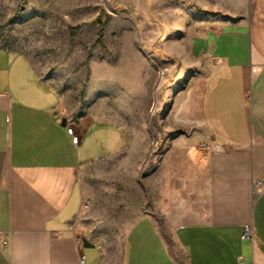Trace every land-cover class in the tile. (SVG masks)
I'll use <instances>...</instances> for the list:
<instances>
[{"label":"crops","instance_id":"0c3cea01","mask_svg":"<svg viewBox=\"0 0 264 264\" xmlns=\"http://www.w3.org/2000/svg\"><path fill=\"white\" fill-rule=\"evenodd\" d=\"M196 1L205 11L186 23L169 0H140L156 26L142 64L130 54L137 81L110 59L78 69L82 112L59 69L0 46V264H264V0ZM156 69L173 73L157 96ZM118 88L130 118L154 99L171 123L150 169L148 130L111 122L95 99ZM213 143L226 149L200 147Z\"/></svg>","mask_w":264,"mask_h":264},{"label":"rangeland","instance_id":"374dc122","mask_svg":"<svg viewBox=\"0 0 264 264\" xmlns=\"http://www.w3.org/2000/svg\"><path fill=\"white\" fill-rule=\"evenodd\" d=\"M169 1L176 6L170 10H177L180 19L186 23L190 7L198 14L205 11L196 0ZM139 4L140 0H0V46L26 53L44 75L59 69L65 85L73 94L70 100H73L76 111L82 112L88 109L91 101L85 98L87 89L82 87V80L77 79L78 69L93 61L105 63L110 59L121 78L122 73H131L127 71L131 69V60H134L130 54H137L134 62L142 64L149 53L142 37L153 31L156 18L148 25ZM181 29L188 31L187 25ZM157 42L154 40L153 49ZM164 76L162 71L155 70V96L160 92V80L170 82L173 73L169 77ZM121 80L136 82L137 75H125ZM126 92L127 89L118 88L116 92L104 93L95 99L106 116L114 117H110L111 122H120L136 130L142 127L148 130L151 153L144 169H150L170 142L171 123L161 120V110H158L154 99L148 106L147 115L136 110L131 113L134 117L130 118ZM161 129L167 132L163 136L160 135ZM111 250L117 253L121 249L115 247Z\"/></svg>","mask_w":264,"mask_h":264},{"label":"built area","instance_id":"2783aa9c","mask_svg":"<svg viewBox=\"0 0 264 264\" xmlns=\"http://www.w3.org/2000/svg\"><path fill=\"white\" fill-rule=\"evenodd\" d=\"M69 135L71 136V139H72V142L74 144H78L79 141H80V137L79 135L75 132V129L73 126L69 125L68 126V129H67ZM200 147L202 149H206L210 152H221V151H224L226 148L219 144V143H213V144H201ZM261 190V181L257 180V181H254V192L257 193ZM83 206L84 207H88L89 204H90V201L86 200V201H83ZM255 230H254V226L252 223L250 224H247L245 225V230L242 234V237L243 238H250L252 240L255 239ZM4 245H6L7 241L4 240Z\"/></svg>","mask_w":264,"mask_h":264},{"label":"water","instance_id":"95a60500","mask_svg":"<svg viewBox=\"0 0 264 264\" xmlns=\"http://www.w3.org/2000/svg\"><path fill=\"white\" fill-rule=\"evenodd\" d=\"M83 245L85 247L91 246V244L86 239H83Z\"/></svg>","mask_w":264,"mask_h":264}]
</instances>
